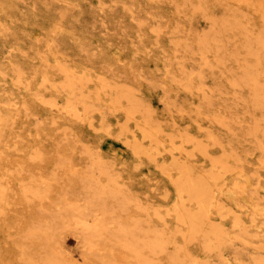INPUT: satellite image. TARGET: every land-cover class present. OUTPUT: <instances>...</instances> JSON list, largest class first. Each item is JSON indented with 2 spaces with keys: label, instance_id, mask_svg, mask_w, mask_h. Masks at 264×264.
Wrapping results in <instances>:
<instances>
[{
  "label": "rangeland",
  "instance_id": "obj_1",
  "mask_svg": "<svg viewBox=\"0 0 264 264\" xmlns=\"http://www.w3.org/2000/svg\"><path fill=\"white\" fill-rule=\"evenodd\" d=\"M262 33L260 0H0V264H145L122 224L162 264H264ZM185 173L218 176L193 235Z\"/></svg>",
  "mask_w": 264,
  "mask_h": 264
},
{
  "label": "bare ground",
  "instance_id": "obj_2",
  "mask_svg": "<svg viewBox=\"0 0 264 264\" xmlns=\"http://www.w3.org/2000/svg\"><path fill=\"white\" fill-rule=\"evenodd\" d=\"M260 1L264 2L262 0H260ZM198 3H199V0H198ZM259 5H262V4H259ZM198 44L201 46L200 48H201L202 51H206L205 48H207V44H208L207 43V38L206 37H202V38L200 37L198 39ZM246 46H247L249 52H251V53H253L255 55L254 57H256V62H255V64L253 66L247 68V70L245 71L244 75H245L246 79H248L250 81V83L252 85V88L255 91L254 93L258 94L259 96H261L264 99V82H260L259 77H258V75L260 74V71H259L260 57H264V33L249 36L248 39L246 40ZM205 53L206 52H202L203 55ZM252 61H253V59H252ZM250 64H252V63H250ZM60 85H61V87L63 89H67L68 87H71V83H69L68 81L62 82V84H60ZM122 96H125V94H120V96H117V97L120 98ZM130 105H131V107L128 110H129V112H131V114H133L135 111H137V109H136V105L137 104L130 99ZM183 169L184 168L182 167V170ZM185 174H187V173H185ZM217 177L218 176L216 174H213V175H210L208 178L202 177V176L196 177V178H190L188 176V174H187V175H185L184 178L179 180L178 183H177L179 191L180 192H187L188 195L191 198H193L196 201V203L198 204V210H196L195 212H185L184 211L185 213L183 215L179 216L181 219L184 218L183 220H187L188 225H189V235L196 234L197 231H198V228L201 226L203 220L205 218H209V216H208L209 207L211 206L213 198H214V189L212 188L210 183H211V181H214L215 179H217ZM113 202L115 203L116 201H113ZM125 206H126V204H125ZM66 208H67V206H66ZM108 208H110V207H108ZM115 213H116V211H115ZM74 216H75V218L77 219L78 222L83 223L81 225V228H82L84 234L87 236L86 237V238H88L87 240H89L91 234L99 236L100 233H101V230L102 229L104 230V226H101L99 224H95V225H91V226L87 227L85 223H87V220H90L89 216L87 218L86 217L84 218L80 213H78V215H74ZM98 218H99V216H98ZM126 225H124V224L119 225V227L115 231L113 229H111V228L107 229V230L114 237H116L118 240H121L125 236H129V237L133 238L134 241H130L131 243H128V242L125 241L124 244H125V246L127 248H129L130 251L133 252L134 257L138 261L144 262L145 264H162L156 258L148 259L147 256L143 255V249L148 248L150 250V253H152L156 257V254H157L158 251H162V250L164 251L166 249V243L174 242V237H171L165 243L163 238H162V236H161L162 233H159V234H156V235H152L150 237L149 236L144 237V239H142V241H139L138 238H137V235H138L137 232L139 231L140 227H138V225H136V224H133L132 226H128V225L126 226ZM105 226H106V223H105ZM108 226H110V225H108ZM216 231H217L216 227L215 228L212 227L209 230V232H214V233ZM107 234H108V232H107ZM32 235H34V234H32ZM101 236H102V234H101ZM176 255L177 254H174V255L171 256V264L177 263ZM61 260H62V258H60L59 256L52 255V256H50V258L48 260L49 262L48 261L47 262L48 263L57 262V261L61 262Z\"/></svg>",
  "mask_w": 264,
  "mask_h": 264
}]
</instances>
